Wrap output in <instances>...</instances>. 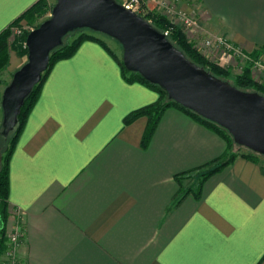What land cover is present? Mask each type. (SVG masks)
I'll return each instance as SVG.
<instances>
[{
  "label": "crops",
  "instance_id": "1",
  "mask_svg": "<svg viewBox=\"0 0 264 264\" xmlns=\"http://www.w3.org/2000/svg\"><path fill=\"white\" fill-rule=\"evenodd\" d=\"M37 1L0 0V33ZM195 4L208 32L264 64V0ZM158 98L95 41L52 67L9 164L19 264H264V156L240 150L177 201L227 142L171 107L143 147L148 119L124 120Z\"/></svg>",
  "mask_w": 264,
  "mask_h": 264
},
{
  "label": "water",
  "instance_id": "2",
  "mask_svg": "<svg viewBox=\"0 0 264 264\" xmlns=\"http://www.w3.org/2000/svg\"><path fill=\"white\" fill-rule=\"evenodd\" d=\"M88 29L122 47L125 68L162 88L169 100L225 129L235 144L264 156V94L242 90L190 60L149 20L117 0H56L50 17L26 38V62L2 93L0 134L8 138L47 70L51 53L66 37Z\"/></svg>",
  "mask_w": 264,
  "mask_h": 264
},
{
  "label": "trees",
  "instance_id": "3",
  "mask_svg": "<svg viewBox=\"0 0 264 264\" xmlns=\"http://www.w3.org/2000/svg\"><path fill=\"white\" fill-rule=\"evenodd\" d=\"M54 5L51 6L50 10H52ZM47 9V2L46 0H38L33 6H31L28 10H26L18 19H16L11 26H9L7 29L2 31L0 33V70L4 69L6 65L9 62V55H8V44H7V38L10 36V29L20 24L21 22H26L27 24H34L35 19L39 18L43 13L46 12ZM147 20H149L157 29L160 31H169L168 38L173 42L180 50H182L186 56L198 64L199 66L204 67L207 71L211 72L213 75L222 78L224 80H227L230 73L220 66L217 63H212L208 61L205 57H203L200 53H198L192 46L191 43L188 42L186 36L184 33L180 30L178 27H173L171 23L168 21V19L160 14L157 13H148L144 16ZM40 24L36 25L35 27H38ZM74 33H78L77 37L72 42H66L65 44L54 50L51 53L50 56V62L47 70L43 73L41 81L34 87L33 91L29 95V97L25 100V103L21 109V113L19 115V125L16 128V130L11 134L10 138V145L8 149L5 151V155L2 157L3 165L0 169V257L3 255L7 250V243H8V237H7V226L9 221V164L10 160L12 158V155L14 153V150L16 148L18 139L23 131V128L27 122V119L29 117V114L31 113L32 109L36 105L40 93L42 85L47 78L49 72L51 71L52 67L59 61L63 59H68L72 57L82 43L85 41H95L99 43L101 46H103L106 50H108L112 56L118 61L122 68L123 75L125 79L128 82H140L142 84H145L146 86L152 87L156 90V92L159 95V98L156 103L146 106L144 108L138 109L130 113L124 120V123L126 125L132 123L134 120L140 118V117H146L148 119L147 127L143 136L142 145L143 147H146L148 143L150 142L153 133L155 132V129L160 121V118L162 114L171 107L177 108L187 115L191 116L193 119H195L197 122L201 123L205 127L211 129L215 133H217L219 136H221L225 141L227 142V153L222 157L214 162H211L210 164H207L201 168H199V172L197 174L198 177H200V180L198 182V185L196 186L195 190L193 188L186 189L178 196L177 201H180L181 198L185 193L193 192V194L196 196V198H200L201 196V188L206 179L214 175L215 173L221 171L225 167L229 166L235 158L240 155L239 151L244 149L243 147L238 146L234 143L232 136L222 127L219 125L204 119L203 117L199 116L198 114L194 113L193 111L184 108L183 106L179 105L178 103L169 100L167 98L166 92L160 88L157 85L151 84L148 81H146L140 74L130 72L128 71L124 64L123 60H120L116 57L115 53L109 49V47L106 45L104 41H102L100 38L92 34V31L88 29L78 30L71 34H69L67 37L73 35ZM28 32H25L21 37H19L20 43V55H26L28 54L27 48L23 47V43L26 42V38L28 36ZM66 37V38H67ZM261 52H256L252 56L255 58H258L260 56ZM130 73V74H128ZM236 87L246 90V91H257L259 93L264 94V88L258 86L251 75L250 68H245L242 74L238 75L235 79L234 84ZM1 103V99H0ZM233 147L237 148V151L234 150ZM248 155L251 156H259L258 154H255L248 150ZM179 180V177H177Z\"/></svg>",
  "mask_w": 264,
  "mask_h": 264
},
{
  "label": "rangeland",
  "instance_id": "4",
  "mask_svg": "<svg viewBox=\"0 0 264 264\" xmlns=\"http://www.w3.org/2000/svg\"><path fill=\"white\" fill-rule=\"evenodd\" d=\"M172 1L175 3L176 7L179 10L185 11L188 14H194L195 17L199 18V16H198L199 15V8L196 7L195 0H172ZM46 2H47V9H45L46 12L43 13V15H41L39 18L35 19L36 21L34 24H27L26 22L23 21L20 24L15 25L14 27H16V28L20 27L21 33H17L16 30L14 31L13 27L10 29V36L7 38L9 62L4 69L0 70V99H2V93L4 91V88L10 83L14 72L16 70H18L27 60V54L26 55H20V53H19L20 43H21L19 41V39H20L19 37H21L25 32H27L29 30V28H31V27L36 28L35 27L36 25L41 24L44 20L49 18L50 14H51L50 8L52 5H55L56 0H46ZM149 6H150L149 9L152 10L151 13L153 12V13L159 14L158 12L161 11V7H159V6L152 5V4ZM200 25H201V28H199L198 32H197V36H198L197 40L198 41H202L206 38H213L214 39L217 37H222V38L226 39L227 41H229L223 35L211 34L210 32H208V30L205 26L203 27L201 23H200ZM92 34L97 36L98 38H100L102 41H104L106 43V45L109 47V49L115 53L116 57L118 59L122 60L123 50H122V47L118 44V42H116L114 39L107 37L103 34H99V33H95V32H92ZM77 35H78V33H74L73 35L67 37L65 39V41L66 42H72L77 37ZM187 40H188V38H187ZM190 41L193 42L194 40L190 39ZM190 41L188 40L189 43H190ZM24 45H25V42L23 43V47H25ZM203 50L205 52L203 51L204 53H202V54L198 51L197 52L200 53L203 57H205L208 61H210L212 63H217L220 66H222L223 68H225L230 73V75L226 79L231 84H234L236 77L238 75L242 74L243 71L245 70V68H250V72H251V75H252L254 82L258 86L264 88V68H263L264 64L258 59L259 57L255 58L252 55L245 54L246 58L239 59V58H235L226 49L206 47V48H203ZM17 58L22 59L21 60L22 64L15 65ZM128 74H130V73H128ZM1 128H2V124L0 125V130H1ZM10 138H11V136H9L6 139V138L2 137L0 134V169L3 165L2 157L5 155L4 153L10 145V141H11ZM233 149H234L233 151H235V150L237 151L236 147H233ZM244 150H246V149H244ZM186 178H187L186 179L187 180L186 185L191 184V186H194L196 188V186L198 185V182L200 180V177H198L195 174H189L186 176ZM19 212H20L19 210L14 209L12 207H9L10 216H9V221L7 223L8 224V226H7V237L8 238L10 237L15 226L17 225L16 221L18 219V215L16 213H19ZM22 225H23L22 226L23 229L25 230L23 221H22ZM0 226H1V221H0ZM9 241H8L7 245L9 244ZM7 249H8V247H7ZM6 252H7V250H6ZM6 252L3 255H1L0 264H12L11 260L8 259ZM19 262H20V260H19V249H18V251L16 252V258H15L14 264H19Z\"/></svg>",
  "mask_w": 264,
  "mask_h": 264
},
{
  "label": "built area",
  "instance_id": "5",
  "mask_svg": "<svg viewBox=\"0 0 264 264\" xmlns=\"http://www.w3.org/2000/svg\"><path fill=\"white\" fill-rule=\"evenodd\" d=\"M117 1L122 5H124L125 7L130 8L134 12L140 14L143 17L152 11L151 9H149L150 8L149 5L152 4L161 7V11L158 13L166 17L173 27L176 26L180 28L189 41L190 39H193L194 41L193 42L190 41V43L193 45L194 49L200 52L201 54L205 52L203 48L214 47V48L228 50V52H230L235 58H239V59L246 58L245 53L240 48L235 47L231 42L227 41L222 37H217L214 39L206 38L202 41H198L197 32L198 29L201 28L199 18L195 17L194 14H188L185 11L179 10L172 0H117ZM13 28L14 31L15 30L17 31V33H21L20 27L16 28L13 26ZM34 29L35 28L31 27L27 32L30 33ZM164 33L167 36L169 35V31H164ZM24 46L25 48H27L26 42ZM16 214L18 215V219L16 221L17 225L15 226L13 232L8 238V241L9 240L10 241L6 252L8 259L11 260L12 264H14L15 262L16 252L23 243L25 237V230L22 227L23 226L22 216L20 212Z\"/></svg>",
  "mask_w": 264,
  "mask_h": 264
}]
</instances>
